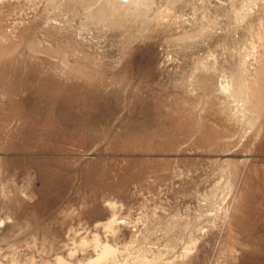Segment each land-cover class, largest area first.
I'll return each instance as SVG.
<instances>
[{
    "label": "rangeland",
    "instance_id": "374dc122",
    "mask_svg": "<svg viewBox=\"0 0 264 264\" xmlns=\"http://www.w3.org/2000/svg\"><path fill=\"white\" fill-rule=\"evenodd\" d=\"M0 264H264V0H0Z\"/></svg>",
    "mask_w": 264,
    "mask_h": 264
},
{
    "label": "bare ground",
    "instance_id": "6f19581e",
    "mask_svg": "<svg viewBox=\"0 0 264 264\" xmlns=\"http://www.w3.org/2000/svg\"><path fill=\"white\" fill-rule=\"evenodd\" d=\"M38 93H39V92H38ZM39 94H40V93H39ZM50 96H51V95H50ZM50 96H49V97H50ZM53 96H54V95H53ZM51 97H52V96H51ZM39 99H40V98H39ZM45 99H47V98H45ZM41 100H42V99H41ZM56 107H57V106H56ZM60 107H61V106H60ZM39 109H40V108H39ZM56 109H57V108H56ZM59 109H60V108H59ZM66 109H67V108H66ZM36 111H37V110H36ZM38 111H39V110H38ZM42 111H43V110H42ZM42 111H41V112H42ZM45 111H46V110H45ZM49 112H50V111H49ZM56 112H57V111H56ZM42 113H44V112H42ZM25 114H26V113H25ZM40 114H41V113H40ZM52 114H53V113H52ZM56 114H57V113H56ZM22 115H23V114H22ZM49 115H50V114H49ZM54 115H55V114H54ZM27 116H28V115H27ZM67 116H68V115H67ZM28 117H29V116H28ZM34 117H36V116H34ZM45 117H46V115H45ZM59 117H61V116L59 115ZM62 117H63V116H62ZM22 118H23V117H22ZM25 118H26V116H25ZM48 118H49V117H48ZM55 118H56V117H55ZM55 118H54V119H55ZM65 118H66V116H65ZM68 118H69V117H68ZM38 119H39V118H38ZM38 119H37V120H38ZM41 119H42V117H41ZM73 119H75V118L73 117ZM33 120H34V119H33ZM47 120H48V119H47ZM57 120L59 121V119H57ZM68 120H69V119H68ZM71 120H72V119H71ZM71 120H70V121H71ZM35 121H36V120H35ZM62 121H64V120H62ZM78 121H79V120H78ZM78 121H77V122H78ZM32 122H33V121H32ZM41 122H42V121H41ZM44 122H45V120H44ZM29 123H30V122H29ZM34 123H35V122H34ZM37 123H38V122H37ZM46 123H47V122H46ZM52 123H53V122H52ZM54 123H56V122H54ZM63 123H64V122H63ZM63 123H62V124H63ZM32 124H33V123H32ZM50 124H51V123H50ZM65 124H66V123H65ZM69 124H70V122H69ZM37 125H38V124H37ZM59 125H60V123H59ZM28 126H29V124H28ZM32 126H33V125H32ZM44 126H45V125H44ZM51 126H53V125H51ZM61 126H63V125H61ZM70 126H71V125H70ZM73 126H74V125H73ZM38 127H39V126H38ZM54 127H55V125H54ZM42 128H44V127H42ZM56 128H57V127H56ZM69 128H70V127H69ZM48 129H50V128H48ZM57 129H58V128H57ZM51 130H52V129H51ZM55 130H56V129H55ZM59 130H60V129H59ZM52 132H53V131H52ZM56 132H57V131H56ZM46 134H48V133H46ZM59 135H60V134H58V136H59ZM54 136H55V135H54ZM46 138H47V137H46ZM55 138H57V136H56ZM52 139H53V138H52Z\"/></svg>",
    "mask_w": 264,
    "mask_h": 264
}]
</instances>
